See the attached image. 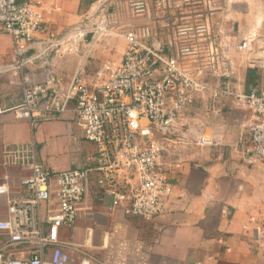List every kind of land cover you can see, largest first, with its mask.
<instances>
[{
    "label": "built area",
    "instance_id": "obj_1",
    "mask_svg": "<svg viewBox=\"0 0 264 264\" xmlns=\"http://www.w3.org/2000/svg\"><path fill=\"white\" fill-rule=\"evenodd\" d=\"M111 1L98 0L92 25L43 39L46 18L40 7L0 0V27L11 37L13 55L4 70L19 75L23 89V101L13 112L31 124L71 113L84 140L95 147L87 167L62 172L45 166L34 143L5 152L6 164L29 165L30 175L15 194L8 182L0 184L8 212L0 221V233L8 236V248L27 254L13 258L0 251V264H73L60 230L75 226L90 183L101 189L112 208L154 220L166 211L165 157L192 145H214L194 124L189 109L208 90L213 99L220 96L204 77L228 76L222 33L212 21L229 0H129V17L122 24L109 17L106 6ZM159 23L167 31L165 44L157 39ZM88 34L122 37V60L105 64L94 79L77 71L64 85L52 67V54L77 51ZM249 48L244 41L238 50ZM235 96L252 112L253 157L264 164V88L252 86Z\"/></svg>",
    "mask_w": 264,
    "mask_h": 264
},
{
    "label": "crops",
    "instance_id": "obj_2",
    "mask_svg": "<svg viewBox=\"0 0 264 264\" xmlns=\"http://www.w3.org/2000/svg\"><path fill=\"white\" fill-rule=\"evenodd\" d=\"M18 2L32 3L44 11L43 39L62 37L82 24L92 25L98 12V0ZM128 2L111 1L106 6L109 17L126 22ZM224 7L212 23L222 33L228 76L204 77L203 82L218 90L220 96L215 100L208 90L189 109L194 124L201 126V133L214 145H192L165 157L169 188L166 211L152 221L126 216L123 208H112L101 189L90 183L75 226L60 230V241L73 264H81L83 259H90L91 264H264V164L253 157L249 132L252 112L235 96L252 86L264 88V0H229ZM157 29V39L165 44L166 29L160 23ZM117 37L121 43L115 57L120 63L126 44ZM244 41L250 48L239 51ZM85 43L81 42L72 55H66L70 52L65 49L52 54V67L64 85L77 71L88 77L82 65L87 56H102L96 38ZM12 61L11 37L0 27V184L8 182L15 194L20 181L30 175V167L6 164L7 150L34 143L46 167L65 171L70 164L58 167L51 158L61 133H67L80 147L84 157L79 168L89 165L95 147L84 140L71 113L34 124L15 115L13 109L22 103L23 89L20 76L4 70ZM187 65L196 68L192 62ZM46 125L51 131L44 135ZM7 217V197H0V221ZM0 251L13 258L27 254L22 248H8V236L2 233Z\"/></svg>",
    "mask_w": 264,
    "mask_h": 264
},
{
    "label": "rangeland",
    "instance_id": "obj_3",
    "mask_svg": "<svg viewBox=\"0 0 264 264\" xmlns=\"http://www.w3.org/2000/svg\"><path fill=\"white\" fill-rule=\"evenodd\" d=\"M94 38L95 37L93 34H88L84 38L83 42L84 43L86 42L85 44H88L90 42H93ZM96 40L97 43L101 45L103 49L102 56H96L95 54L93 56L92 55L87 56L85 63L82 64L84 66L86 73L89 74L88 77L90 79H94L96 72L100 68H102L105 64L107 63L114 64L118 62V59H116L117 56L115 57V55L119 53L118 50L120 49V43H121V39L117 37V35L111 36V35L101 34L96 37ZM85 54L86 53H83L81 56L84 57ZM66 55H72V53H66ZM49 127L50 126L47 125L43 127L42 133L44 135L47 134L46 131L47 132L51 131ZM60 136L61 137H59L57 148L53 152H51L52 155L51 158L55 159L56 166L58 167H62L67 164H70L71 166L70 169H79V167L81 166L80 161L84 157L82 156V154H80L78 150V148L80 147L78 145L76 146L74 141L68 136L67 133H61ZM43 147L47 148L48 146L44 143ZM58 172H62V171H58Z\"/></svg>",
    "mask_w": 264,
    "mask_h": 264
}]
</instances>
